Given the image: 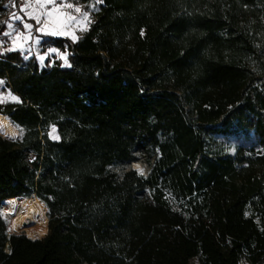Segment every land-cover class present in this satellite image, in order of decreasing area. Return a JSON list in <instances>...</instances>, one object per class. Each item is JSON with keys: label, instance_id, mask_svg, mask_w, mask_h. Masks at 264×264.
Segmentation results:
<instances>
[{"label": "trees", "instance_id": "1", "mask_svg": "<svg viewBox=\"0 0 264 264\" xmlns=\"http://www.w3.org/2000/svg\"><path fill=\"white\" fill-rule=\"evenodd\" d=\"M78 2L87 31L42 42L70 66L0 54V264H264V0ZM32 195L48 235L9 236Z\"/></svg>", "mask_w": 264, "mask_h": 264}, {"label": "rangeland", "instance_id": "2", "mask_svg": "<svg viewBox=\"0 0 264 264\" xmlns=\"http://www.w3.org/2000/svg\"><path fill=\"white\" fill-rule=\"evenodd\" d=\"M66 1H69V0H66ZM24 2H25V0H19V3H18V0H13V1L12 0H0V26H1V28L5 25H8V24H12L14 26L13 32L11 33V35H8V36L5 35V36L0 37V41L2 42L3 52H7V51H5V49H7L9 47L12 48L14 46L13 45V38L16 36L17 32H21L25 35H28V33H29V30L25 29L23 27L24 23L29 24V22L26 19L17 20L13 17V13L16 12L15 13L16 15L24 18L22 15L23 13L20 11V9L23 7ZM27 2L34 3V0H27ZM73 2H74V0H73ZM57 3L60 4L61 2H57ZM13 4L15 6H13ZM93 5H95V8H93ZM51 6L52 5H48L47 8L49 9ZM77 7L81 8L80 13L74 12V9H70L71 10L70 13H72L75 17H78L76 24L79 25L83 30L85 27H89L90 23L93 22L94 13L96 11V4L87 3V4H82V6L80 4H78ZM29 10H31V9H29ZM85 11H87L89 13L87 20H85L83 17V13ZM35 28H36V26L33 23L31 31H34ZM1 31H2V29H1ZM1 31H0V33H1ZM43 48H45V47H42V46L37 47L35 45V43H33V41H29V39L25 41V40H23V37H21L20 39H18L16 41V51L15 52H19L21 54L24 62H33V63L37 64L38 67H41L39 65V63L42 65L43 60H41L40 57H44V59H45V56H46L43 54L44 53L43 51H45V49H43ZM48 56H49V54H48ZM63 56H66V58H67L66 53L61 54V58ZM46 61H48V63H51V61L53 62V60H50L49 57L47 58ZM59 61L61 62L62 66H64V67L68 66V62H67L66 66L64 65L65 60L63 58L60 59ZM44 65H45V63H44ZM48 65H50V64H48ZM0 81H3V84H0V86L6 87L5 80H0ZM8 93H11L12 95L16 96L15 94H13L10 91V89L5 90L4 88H2V90H0V97H4L5 102L0 103V104L17 103V102H13L10 98H8ZM16 97H18V96H16ZM19 100H20V98H19ZM19 103H21V100ZM50 133H52V128H50L48 131V137L51 140H58V139L52 138V135L58 136L57 130L52 135H50ZM230 145H234V142H231ZM137 158L138 159L136 162H133V163H131L129 165H125V166L115 165V166L110 167V170L112 172H116L118 174H122L123 172H126L128 170H134L137 172L136 168L133 167V164L137 163L141 166V168L144 169V175H146L149 171L150 165L153 163V159L151 158L150 161H148L145 154L142 152H139L137 154ZM1 208H2V204H1ZM1 214H2V212H1ZM2 218L7 223L8 235L10 236L11 235V232L9 231L10 220H9V218L5 217L3 214H2ZM48 232H49V230H48ZM12 235H23V234H12ZM189 264H199L198 259L197 258L191 259L189 261ZM241 264H248V263L245 260H242Z\"/></svg>", "mask_w": 264, "mask_h": 264}, {"label": "snow or ice", "instance_id": "3", "mask_svg": "<svg viewBox=\"0 0 264 264\" xmlns=\"http://www.w3.org/2000/svg\"><path fill=\"white\" fill-rule=\"evenodd\" d=\"M96 3H103V0H96ZM51 4L53 5V7L51 9H48L47 6ZM13 6H15L13 4ZM68 8V9H74V12L76 13H80L81 12V8L80 7H76L71 3H63L61 2L60 5H57L56 0H34V3H30L27 2V0H25L23 7L20 9L21 12H24L25 15L30 18V19H34L36 24L40 25V27L37 29V31L40 32H47V34H51V35H64L66 34L62 29L58 30L56 27H52L51 30L50 29V23L53 21V16L54 13L59 12L60 8ZM93 8H95V5H93ZM31 9V10H29ZM40 10H44V11H40ZM98 10V9H96ZM62 15H66L67 19L69 21L76 19L75 16H73L71 13H61ZM89 16V13L87 11H85L83 13V17L85 20H87ZM13 17L17 20H22L23 18L16 15L15 13H13ZM42 17H44V19H42ZM9 28H13L14 26L12 24H8L7 25ZM23 27L25 29L29 30V35H25L21 32H17L16 36L13 38V47L12 48H7L5 49V51H14L16 50V41L18 39H20L21 37H23V40H28L30 39V30L32 28V25L28 24V23H24ZM86 30V29H84ZM143 35V33H141ZM4 35H11V33H4ZM73 39L75 40L76 37L74 36ZM52 51H55L54 49ZM65 60V64H67V58L66 56L62 57ZM41 60L44 59V57H40ZM70 66V65H68ZM0 84H3V81H0ZM8 98H10L13 102H17L19 103L20 100L18 97L12 95L11 93H8ZM5 102V98L4 97H0V103H4ZM6 127L5 124L0 123V130H3ZM17 129L19 128V126H15ZM22 129L19 130V133L15 130H13L11 133L5 131L3 134L8 136L11 139H16L18 134H22ZM56 132L55 127L52 128V133H50V135H52L53 133ZM53 139H59L58 136L52 135ZM134 167L136 168L138 174L140 175H144V169L141 168V166L139 164L134 165ZM14 204V202H11ZM15 226H13L14 228ZM13 229H9V231H12Z\"/></svg>", "mask_w": 264, "mask_h": 264}, {"label": "bare ground", "instance_id": "4", "mask_svg": "<svg viewBox=\"0 0 264 264\" xmlns=\"http://www.w3.org/2000/svg\"><path fill=\"white\" fill-rule=\"evenodd\" d=\"M0 123L6 125L3 130H0V136L10 143L16 142L19 134L16 139H11L3 134L5 131L11 133L15 130L18 132L17 128L9 122L5 114L0 113ZM136 164L134 163L133 167ZM11 202H14V204ZM3 203L1 212L10 220V229H13V233L10 231L11 234L23 232L30 240H41L47 236L49 219L40 200L35 195L29 198H8ZM13 226L15 227L13 228Z\"/></svg>", "mask_w": 264, "mask_h": 264}, {"label": "crops", "instance_id": "5", "mask_svg": "<svg viewBox=\"0 0 264 264\" xmlns=\"http://www.w3.org/2000/svg\"><path fill=\"white\" fill-rule=\"evenodd\" d=\"M57 2H63L65 4L66 3H71L74 6H76V5L78 6V4H80L82 6V4L78 2V0H74V2H73V0H69V1H66V0H56V3ZM60 4L57 3V5H60ZM49 5H51V4H49ZM52 7H53V5L49 9H51ZM40 11H44V10H40ZM70 11L71 10L68 9V8L61 7L60 10H59V12L54 13L53 21L50 23V29L49 30H51L52 27H56L58 30H61L62 29L66 34L61 35V36L68 38L72 42H76L87 31L88 27H85L84 28L86 30H84V29L82 30V28L79 25L76 24L77 23V20H78V17H75L76 19L69 21L67 19V16L66 15H62L61 14V13H70ZM22 13H23L22 15L24 17L23 19H26L29 22L30 25H33V23H34L35 26H36V28H35L34 31H31L30 30V39H29V41H33V43H35V45L37 47L42 46V42L45 39H47L49 37L56 36V35L47 34V32L37 31V29L40 27V25L36 24V22H35L34 19L28 18L25 15L24 12H22ZM42 19H44V17H42ZM1 29H2V31L0 33V37L1 36H5L4 33H6V32H8V33H12L13 32V28H9L7 25L3 26ZM28 35H29V33H28ZM6 36H8V35H6ZM74 36L76 37L75 40L73 39ZM43 49H45V51H43L44 52L43 54L46 55V56H45V59H43V64L41 65L39 63V65L41 66V67H39L40 69L43 68V67H45L44 63H45V61L47 60L48 57H49L50 60H53V62H56V61H59L60 59H62L61 58V54H63V53H61L58 49H56L54 47H45ZM53 49L55 51H52ZM15 51L16 50H14V51H7V52H15ZM2 52H3V47H2ZM48 54H49V56H48ZM53 62L51 61V63H49L50 64L49 66H52L53 65ZM64 65L66 66L67 64L64 63ZM2 88H4L5 90H9V88H7V87L0 86V90H2ZM53 141H57V140H53Z\"/></svg>", "mask_w": 264, "mask_h": 264}, {"label": "built area", "instance_id": "6", "mask_svg": "<svg viewBox=\"0 0 264 264\" xmlns=\"http://www.w3.org/2000/svg\"><path fill=\"white\" fill-rule=\"evenodd\" d=\"M13 1V0H12ZM18 3H19V0H18ZM0 31H1V27H0ZM2 53V42L0 41V54ZM33 158V154L30 153L29 154V159L31 160Z\"/></svg>", "mask_w": 264, "mask_h": 264}, {"label": "water", "instance_id": "7", "mask_svg": "<svg viewBox=\"0 0 264 264\" xmlns=\"http://www.w3.org/2000/svg\"><path fill=\"white\" fill-rule=\"evenodd\" d=\"M3 205H4V203L2 202V208H3ZM12 235V234H11ZM44 239V238H43Z\"/></svg>", "mask_w": 264, "mask_h": 264}]
</instances>
